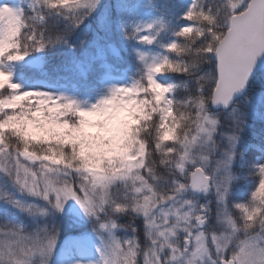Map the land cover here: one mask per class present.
Returning <instances> with one entry per match:
<instances>
[{
	"label": "snow or ice",
	"instance_id": "6c2138e0",
	"mask_svg": "<svg viewBox=\"0 0 264 264\" xmlns=\"http://www.w3.org/2000/svg\"><path fill=\"white\" fill-rule=\"evenodd\" d=\"M43 3L51 10H87V15L96 0ZM199 3L193 0L183 17L187 26L175 33L178 40L196 33L203 41L198 56L201 64L209 66L207 92L194 102L174 103L170 98L174 85L156 80L161 73L186 75L189 71L167 57L146 63L142 81L113 89L91 111L78 110L73 103L48 95L20 93L18 85L10 82L11 74L0 70V172L7 174L11 168L22 192L54 201L57 211L73 200L93 217L101 211L107 215L105 206L115 213L143 217L144 236L150 245H141L136 239H113L101 252L100 264H174L178 260L181 264H205V260L208 264H264V163L256 166L249 204L237 206L242 215L235 221L233 215H224L228 235L204 232L205 217L182 211L183 205L161 210L165 201L175 200L185 188L207 193L213 187L212 177L191 158L201 137L211 139L217 124L204 114L205 104L227 107L233 94L245 86L255 57L264 52V0H220L217 7L222 13L211 45L205 43L209 34L196 26L198 19H210ZM152 27L134 28L140 43H152L148 35H139ZM212 31L210 28L209 33ZM43 47L20 13L0 8V62L21 61L29 51ZM167 51L178 57L189 54L178 42L171 43ZM139 59L144 62L146 57L140 54ZM5 89L9 94H4ZM9 139L16 141L15 147ZM229 139L235 141L236 137ZM34 146L42 150L35 151ZM9 155L14 167L5 166ZM157 155L159 166L171 164L183 178L171 195H161L154 186ZM224 199L221 193L219 200ZM13 203L23 208L18 201ZM190 221H194L191 226ZM177 227L184 233L180 248L169 242ZM54 242V237L45 243L38 235L27 236L19 229L0 234V264H31L34 255L51 252Z\"/></svg>",
	"mask_w": 264,
	"mask_h": 264
},
{
	"label": "trees",
	"instance_id": "16d2710c",
	"mask_svg": "<svg viewBox=\"0 0 264 264\" xmlns=\"http://www.w3.org/2000/svg\"><path fill=\"white\" fill-rule=\"evenodd\" d=\"M192 0H96V4L90 14L85 15L87 10H80L75 13L64 10H51L44 5L43 0L37 4L33 0L31 6L26 7L23 12L24 20L29 24L30 29L34 30L36 35L41 38L44 47L41 49L45 57V68L47 75L41 71L29 68L27 66L15 65L7 60L1 63L11 74V80L15 78H24L34 80L39 78H48L51 80H65L74 86L78 94H105L110 97L112 87L110 86L105 68L95 64H89L85 69V76H72L65 72L64 76L58 71H53V62L63 59L58 49L59 42L63 41L67 48L81 27L89 25V33L96 34L101 39L110 41V44L118 50V55L111 57L113 68L123 70L128 74L142 81L145 64L152 63L155 59L158 63L160 59L167 57L169 60L186 65L189 69L186 75H169V84L174 85L170 98L174 103L184 105L202 99L206 96L209 66L201 64L198 56L199 46L202 39L197 34H193L187 40H178L175 35L186 22L183 17L190 8ZM220 0H200L198 5L201 11L211 19L209 9L216 11L221 16L222 9L218 8ZM43 17V19H40ZM77 26V21H80ZM222 18V17H221ZM152 24L153 27L148 32H141L139 35H148L152 38L151 44L140 43L138 36L134 35V28L143 27ZM204 33L202 23L197 22ZM196 39H193V37ZM189 50V54L176 56L167 51L168 46L174 42ZM35 50L29 51L28 55H34ZM143 54L146 59L141 62L139 55ZM134 72V74H133ZM10 80V81H11ZM198 89L201 91L198 93ZM4 90V94H6ZM252 107H248L251 99ZM61 102H69L61 101ZM210 113L208 102L205 104L204 113ZM191 115V110H189ZM214 115H227L230 120H220L216 134L221 135L232 132H240L239 145L234 154V162L231 167L230 189L226 196L225 208L229 215H233L235 221L242 214L239 212L238 205H248L251 192L256 183V166L264 163V71L258 74L253 80L249 92L234 108L227 113ZM8 143L15 147L16 141L9 139ZM226 146V143H225ZM223 149V145H222ZM33 150L41 151L39 146H34ZM159 156L154 157L156 161V179L154 186L161 195L171 194V184L182 183L183 178L175 171L173 165L159 166ZM215 158V157H214ZM7 163L13 164L10 155L5 157ZM14 167V164H13ZM62 175V173L60 174ZM0 176L7 177L5 172H0ZM215 206V205H214ZM127 213V212H126ZM50 214V212H49ZM109 214V213H108ZM107 214V215H108ZM105 214V218H108ZM49 215L47 218H30L25 213L19 212L14 206L2 201L0 203V234L8 231H19L27 236L38 235L41 240L51 239L73 232L86 229L89 231L97 230L98 221L89 220L86 225H72L67 218L60 215ZM128 231L136 230L140 236V230L135 227L137 220L131 214H127L118 224ZM38 259L31 260V264H38Z\"/></svg>",
	"mask_w": 264,
	"mask_h": 264
},
{
	"label": "rangeland",
	"instance_id": "374dc122",
	"mask_svg": "<svg viewBox=\"0 0 264 264\" xmlns=\"http://www.w3.org/2000/svg\"><path fill=\"white\" fill-rule=\"evenodd\" d=\"M33 0H0V8L7 7L14 13H20L23 16V9L25 6L32 5ZM193 0L190 3L192 7ZM187 26V22L181 26V28ZM195 26V25H193ZM199 29L200 27L196 25ZM201 31V29H200ZM196 34V33H193ZM192 34V35H193ZM176 42V40H174ZM58 49L61 52L60 56L63 59H58L57 62H53V71H58L61 75L64 76V73L67 71L72 76L76 75L77 72L79 75H86L87 70L85 69L89 64H95L98 66H103L107 74V80L112 87L115 88H126L132 86L137 82V78L128 74L123 70L118 68H113L111 63V57L118 55V50L115 46L110 44V41L106 39H101L96 34L89 33V25L81 27L76 33L75 39L70 42L69 46L65 48L63 41L59 42ZM16 65L27 66L29 68L41 71L43 74L47 75L45 68V57L42 50L35 52L34 55H27L21 61H12ZM0 70H3L8 73L3 64L0 62ZM134 74V72H133ZM156 80L162 84H169V75L166 73H161L155 77ZM11 83L18 85L17 91L20 93L24 92H33L40 93L44 95L51 96L53 98H58L61 101L68 100L73 103L78 110L81 111H91L92 108L98 105L102 100L107 99L105 94L93 93V94H78L74 86L70 85L65 80H51L48 78H39L34 80H28L24 78H13ZM9 94L6 90V94ZM253 98L246 103L251 109ZM209 119L216 120L217 124L215 125V131L212 133V138L207 139L206 137H201V140L198 142L197 146L191 152V158L194 164L203 167L207 173L212 177L213 187L211 189L212 196L208 202L193 196L188 188H185L184 191L176 194V199L173 201H165L162 205V211H168L171 208L177 207L178 205H183L182 211L189 212L190 215L202 214L201 209L206 210L207 215H203L206 220V233H215L228 235L230 229L224 223V215L226 214L225 202L226 196L228 195L230 189V172L231 167L234 162V154L239 145V135L240 132H232L230 135L225 134H216L220 120H230L227 115H213L211 113H205ZM230 136H235L236 140L232 141L229 139ZM226 143V146H225ZM223 145V149H222ZM228 155H232L233 159L228 160ZM207 159H203V158ZM215 157V158H214ZM227 164V168L224 165ZM13 164H6L8 167ZM7 177L0 176V203L5 202L14 206L19 212L25 213L30 218L43 217L47 218L50 214L60 215L67 218L72 225L77 227L83 226L89 220L98 221L97 230L89 231L82 229L79 231L72 230L71 234H66L58 237H54V246L51 252L47 253L44 256L34 255L31 260L38 259V264H100V254L102 251H105L113 239L124 242L126 238L127 230L118 224L120 220H111L110 216L114 212L111 209H108V206H105L107 212L109 213L105 218V212L101 211L97 213L95 217L86 215L80 206L73 200H68L65 202L62 210L57 211L53 203L44 201L40 197H33L28 195L26 192H22L19 187L14 183L12 177V169L9 168ZM181 176V174H180ZM182 177V176H181ZM227 178V179H225ZM180 184V183H179ZM178 184V185H179ZM172 188L175 191V188ZM225 188L227 191L225 192ZM221 193H224L225 199L223 201L219 200ZM14 201H18L23 208L15 206ZM185 201H188V204H184ZM214 206L216 211V216L219 219L216 223H213L211 219V206ZM26 209V210H23ZM42 210V215H41ZM50 212V214H49ZM135 217H140L141 224L144 228V219L141 216L132 214ZM159 215V213H158ZM120 216H123L120 214ZM194 221H190L189 226L192 225ZM105 224L106 228H101L100 225ZM112 224H115L116 227H111ZM222 226L223 229L218 233L214 231V226ZM198 229V227H197ZM199 230V229H198ZM176 235L169 238V242L174 246L180 248L182 247V241L184 233L180 227L175 229ZM145 238V236H144ZM137 241L138 237L134 238ZM47 240H42L47 242ZM146 240L145 246L150 245V241ZM167 252V249H165ZM170 264L173 262L170 261ZM174 264H181V260L174 262ZM205 264H208L205 260Z\"/></svg>",
	"mask_w": 264,
	"mask_h": 264
},
{
	"label": "water",
	"instance_id": "95a60500",
	"mask_svg": "<svg viewBox=\"0 0 264 264\" xmlns=\"http://www.w3.org/2000/svg\"><path fill=\"white\" fill-rule=\"evenodd\" d=\"M264 70V52H261L258 56L255 57L253 65L250 69L249 75L246 78V84L245 86L238 90L236 93L233 94V97L231 99V102L228 104L227 107H223L221 105H213L209 102V108L213 112H226L228 111L236 101L243 98V96L247 93L249 86L254 79V77L261 71ZM194 194L202 195V196H208L210 194V190L207 193H204L202 191H193Z\"/></svg>",
	"mask_w": 264,
	"mask_h": 264
},
{
	"label": "clouds",
	"instance_id": "9594fccd",
	"mask_svg": "<svg viewBox=\"0 0 264 264\" xmlns=\"http://www.w3.org/2000/svg\"><path fill=\"white\" fill-rule=\"evenodd\" d=\"M210 15L212 16L211 19H207V20L198 19L197 21V22L202 23V26L205 30L204 33L209 34L210 38L207 41H205V43L209 45L215 42V37L217 35L215 29L218 26V15L216 14V11H213ZM210 28L213 29L211 33H209ZM193 39H196V37L194 36Z\"/></svg>",
	"mask_w": 264,
	"mask_h": 264
},
{
	"label": "flooded vegetation",
	"instance_id": "af4514ba",
	"mask_svg": "<svg viewBox=\"0 0 264 264\" xmlns=\"http://www.w3.org/2000/svg\"><path fill=\"white\" fill-rule=\"evenodd\" d=\"M211 219V218H210ZM207 229V228H206Z\"/></svg>",
	"mask_w": 264,
	"mask_h": 264
}]
</instances>
